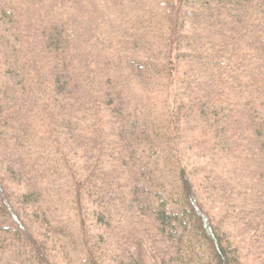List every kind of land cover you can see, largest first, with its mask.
I'll return each mask as SVG.
<instances>
[{
    "label": "trees",
    "instance_id": "obj_1",
    "mask_svg": "<svg viewBox=\"0 0 264 264\" xmlns=\"http://www.w3.org/2000/svg\"><path fill=\"white\" fill-rule=\"evenodd\" d=\"M198 191L264 224V0H0V264H241Z\"/></svg>",
    "mask_w": 264,
    "mask_h": 264
},
{
    "label": "rangeland",
    "instance_id": "obj_2",
    "mask_svg": "<svg viewBox=\"0 0 264 264\" xmlns=\"http://www.w3.org/2000/svg\"><path fill=\"white\" fill-rule=\"evenodd\" d=\"M195 179V178H194ZM197 179V178H196ZM199 199H205L203 204H206V208L209 209L212 216L219 222V231L224 233L233 247L238 249V260L241 264H264V248H256L254 242L259 241L264 244V224L259 226L257 233H253L251 236L244 233L236 234L233 227L230 226L229 217L225 216V209L213 202L209 203L206 199L207 196L203 195L200 191L197 192ZM221 215V216H220ZM219 216L221 219L219 220ZM229 222V223H228ZM133 257L138 264H159L155 256L150 250L148 242L144 238H140L135 243L131 250ZM57 258L55 255L51 257ZM19 263L22 264V258L19 257ZM26 264V263H24Z\"/></svg>",
    "mask_w": 264,
    "mask_h": 264
}]
</instances>
